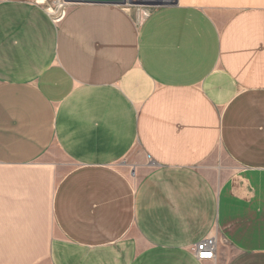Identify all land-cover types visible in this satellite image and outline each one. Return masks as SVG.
I'll list each match as a JSON object with an SVG mask.
<instances>
[{"label":"crops","instance_id":"1","mask_svg":"<svg viewBox=\"0 0 264 264\" xmlns=\"http://www.w3.org/2000/svg\"><path fill=\"white\" fill-rule=\"evenodd\" d=\"M46 3L0 0V264H264V0Z\"/></svg>","mask_w":264,"mask_h":264},{"label":"rangeland","instance_id":"2","mask_svg":"<svg viewBox=\"0 0 264 264\" xmlns=\"http://www.w3.org/2000/svg\"><path fill=\"white\" fill-rule=\"evenodd\" d=\"M54 1L55 0H47L48 3H46V5L48 6V10H50V12H52L53 14L56 13V10L58 9L55 4H54ZM53 5V6H52ZM58 7H60V4L58 5ZM133 161V158L131 156H129L128 158L125 159L124 163H126V167L130 168L131 166V163ZM66 166H62L61 167V170L65 169ZM22 171L24 172H36L40 170V166L38 165H33L32 167H24L23 169H21ZM60 175V172L58 171V174L55 175L57 177H59ZM57 183V180H53L52 182L51 181H47V182H44L43 186L41 187L42 189H44V193H43V196L40 200L43 201V208H44V211H43V214L44 216L50 220V216H49V210L47 208V200L49 199L50 197V189H52V187ZM217 237V235H215ZM42 264H49L47 261L46 262H43Z\"/></svg>","mask_w":264,"mask_h":264},{"label":"built area","instance_id":"3","mask_svg":"<svg viewBox=\"0 0 264 264\" xmlns=\"http://www.w3.org/2000/svg\"><path fill=\"white\" fill-rule=\"evenodd\" d=\"M51 13V12H50ZM52 14V13H51ZM66 14V11H60L54 15V21L60 22ZM194 252L199 260H213L217 255V241L215 237H208L194 246Z\"/></svg>","mask_w":264,"mask_h":264},{"label":"water","instance_id":"4","mask_svg":"<svg viewBox=\"0 0 264 264\" xmlns=\"http://www.w3.org/2000/svg\"><path fill=\"white\" fill-rule=\"evenodd\" d=\"M75 1V0H72ZM117 4L166 6L175 5L178 0H113Z\"/></svg>","mask_w":264,"mask_h":264},{"label":"bare ground","instance_id":"5","mask_svg":"<svg viewBox=\"0 0 264 264\" xmlns=\"http://www.w3.org/2000/svg\"><path fill=\"white\" fill-rule=\"evenodd\" d=\"M59 8H60V7H59ZM59 8H58V9H59ZM146 14H147V13H146ZM146 14H145V15H146ZM143 16H144V15H143Z\"/></svg>","mask_w":264,"mask_h":264}]
</instances>
